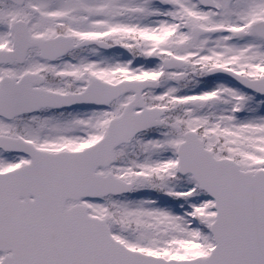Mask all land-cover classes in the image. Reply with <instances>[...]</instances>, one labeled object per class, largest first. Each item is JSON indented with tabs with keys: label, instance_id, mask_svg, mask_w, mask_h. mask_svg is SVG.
<instances>
[{
	"label": "snow or ice",
	"instance_id": "6c2138e0",
	"mask_svg": "<svg viewBox=\"0 0 264 264\" xmlns=\"http://www.w3.org/2000/svg\"><path fill=\"white\" fill-rule=\"evenodd\" d=\"M0 264H264V0H0Z\"/></svg>",
	"mask_w": 264,
	"mask_h": 264
}]
</instances>
